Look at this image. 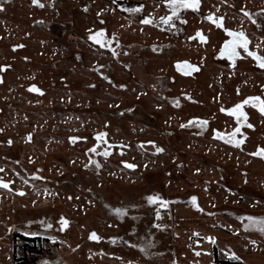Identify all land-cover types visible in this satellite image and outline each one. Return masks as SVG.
Segmentation results:
<instances>
[{
  "label": "rangeland",
  "instance_id": "374dc122",
  "mask_svg": "<svg viewBox=\"0 0 264 264\" xmlns=\"http://www.w3.org/2000/svg\"><path fill=\"white\" fill-rule=\"evenodd\" d=\"M8 1L13 13L0 14V65L7 60L33 75L44 93L22 87L16 97L10 89L17 71L0 85V178L8 184L0 187V264L31 256L37 260L24 264H264V232L245 227L247 217H264V160L250 153L264 148L262 133L238 149L211 132L178 127L190 115L211 118V129L229 127L219 107L236 100L239 82L215 57L224 35L207 17L259 40L264 0H200L196 11L179 12L175 26L160 20L171 15L167 0ZM258 9L262 20L254 26ZM101 29L108 40L133 47L141 60L136 74L113 62L111 79L96 74L94 66L111 60L90 39ZM198 31L208 44L195 41ZM16 36L22 52L13 51ZM152 44L169 48L162 56L139 52ZM181 60L201 68L195 81L175 72ZM142 73L168 76L167 95L181 96L184 108L175 111L142 86ZM98 133L106 134L101 141ZM14 156L19 172L11 168ZM157 194L160 201L149 204ZM56 248L60 255H52Z\"/></svg>",
  "mask_w": 264,
  "mask_h": 264
},
{
  "label": "flooded vegetation",
  "instance_id": "af4514ba",
  "mask_svg": "<svg viewBox=\"0 0 264 264\" xmlns=\"http://www.w3.org/2000/svg\"><path fill=\"white\" fill-rule=\"evenodd\" d=\"M0 4H3V10H0V14H9L10 15L13 13L11 11L13 8V3L11 1L0 0ZM169 9L171 11V8H169ZM184 9L191 10V11L197 10V8L196 9L182 8L179 10V12L181 10H184ZM179 12L177 13L178 16H179ZM171 14H172V12H171ZM262 14L263 13L261 12V9L255 10L253 12V17L251 18V22L254 26H259V20H262L261 19ZM176 21L178 23L179 20L174 17L173 21H172L173 26H175ZM253 21H255V23H253ZM210 22L213 26H215V28L222 31V33L224 35V39L222 40V43L220 44L219 49L215 52V57L222 64L223 67H228L230 70H233L235 72V75H232V76L237 78V80L239 82L238 83L239 85L237 86L236 100L228 99V100L223 102L224 106L219 107L220 113L226 118L225 119L226 120L225 126H229V127H227L226 130H223V131H219V130H217V128L211 129V126L213 124L210 120L211 118H200L199 116H196V115H190V118L186 122L180 124V126H178V127H181L182 130L192 129L194 132H196V134L198 136H203V135L211 132V137L214 138L215 140H217L218 142L224 144L225 146H229L232 148H238V149L247 146V144L250 141L251 134L252 133L254 134L255 132L256 133H262L261 138L264 141V113H261L257 107H253L251 102L249 104L243 106V111L247 113L248 120H247V123H242L239 125L241 131L239 133H237L235 137H231V133L238 126L236 117L233 116L228 111H221V109L227 110V109L233 108L236 104L241 103L243 100H245L248 97L259 96V97H261V99H264V68H261L259 66V62L256 61L253 57L249 56L246 52H244L243 48H240V47L237 48L239 55L236 56L234 59H229L227 55H221V50L224 48L225 41L231 40L233 38L228 35L227 31H225V29H228V28H226L224 22L218 21L219 23L223 24V27L218 26V24L212 23V21H210ZM246 31H247V29L242 28V29H239L237 32H244L245 33V35L249 41V50L250 51L256 52L258 55L264 57V38H260L259 40H254L250 37V35ZM102 39L105 40L106 42H109V41L111 42L110 47H104L110 52L111 60L105 66H102L99 64L94 66V71L96 72V74H98L99 77L106 78L108 76L107 78L111 79L112 74L115 71L114 65L112 64V62L115 63V65L117 64L118 66H121L126 72L128 71L129 73L136 74V70H138V65H141L140 63H138V65H137L136 62H138V61L141 62V60H138L139 59L138 56L133 55V53H132L133 47L131 45L128 47H123L122 44L119 43L116 39L108 40L105 36H103ZM22 40H23V38H21L19 36L15 37L14 43L16 45L13 47V51L15 53L22 52L25 50V48H24L25 44L22 42ZM195 41L201 45H206V44H208L209 40L207 38L205 41H201L200 38L198 36H196V34H195ZM166 47L169 48L167 46V44L166 45L152 44L150 47L145 46V45H141V47L139 48V50H140L139 52H141L143 50L147 51V49H149V51L153 52L154 54H155V52H157L159 54L158 56H162L164 54V49ZM113 50H115L116 55H113ZM26 59H28V58L23 57L22 62H24L25 64H30V60L28 61ZM3 60L4 59H2V58L0 59V61H3ZM185 61H187L188 63L187 64L183 63ZM178 65H179V67H178ZM188 65H194L195 68H190ZM247 66H248V68H250L249 70L244 68ZM14 68H15V65L11 64L7 60H6V63H3L0 65V85L1 86L9 85L10 84V81H9L10 74L16 73V71H17V73L15 75L16 78L14 79L15 81L11 83V89H10L16 97L20 96V92H21L22 87H23L24 91H26L29 94H32L34 96L35 95H43L44 91L39 87V85L36 84V82L34 81L33 75H30L27 72H23L21 74L20 71L14 70ZM174 70L176 73H178L179 75H181L183 77L193 78L192 80H194V81H195V76L201 72V68L196 64L195 61L192 62L191 60L175 61ZM237 71H239L238 74H237ZM139 76H141V77L143 76L142 77L143 79L138 77L139 82L141 83L142 86H144L147 90L154 92L162 100L167 101L175 111L180 112L184 108V106L182 105V99H181L182 97L181 96L170 98V96L167 95V93L171 89L170 86L167 85L168 76H166L164 74H160V73H158V74L142 73V75H139ZM233 80L234 79H232V81ZM225 83L228 84L229 81L226 80ZM33 85H35L36 88L40 89V91L37 92V91L31 90ZM189 94L190 93L187 94L185 92H181V95H183V98L185 100L188 101L191 99L192 101H194L195 99L191 98L189 96ZM210 101H211V103H213V105H216L215 102H213L212 100H210ZM125 107L121 108L120 111L122 112V111L130 109V107L128 108V106H125ZM200 120H206V121H208V123L206 125L201 126L199 124ZM189 121H192V123L190 124ZM249 123L252 124L253 127H251V128L247 127V124H249ZM31 134L32 133H30V136H31ZM230 138L233 139L234 141L237 139H240V140H242V143L239 145H237L235 142L228 143L227 141ZM28 140H31V137ZM98 141H101V139ZM100 144H101V142H97V146H95V149H98ZM259 148H263V147L258 146L256 148V150H253L250 153L253 154ZM254 156L256 158L264 160V157L256 156V155H254ZM14 158H16V157L14 156ZM16 159H17L16 161L14 159L11 162V165H13V167H11V168L13 170H17L19 172L20 167L18 166V164L21 163L19 160V156ZM89 165H91V164H89ZM92 165L90 167H93ZM30 169L32 171V168H30ZM40 169H41V167H38L36 170H40ZM3 170H4V168L0 167V177H1ZM0 180H1V178H0ZM21 236H23V235H21ZM17 237H19V236H17ZM26 238H34V237H26ZM32 257L33 256H31L27 260H25V258H23V259L21 258V260L16 261L15 264H24L26 262L37 260V259H33ZM49 259H50V256H48V260Z\"/></svg>",
  "mask_w": 264,
  "mask_h": 264
},
{
  "label": "snow or ice",
  "instance_id": "6c2138e0",
  "mask_svg": "<svg viewBox=\"0 0 264 264\" xmlns=\"http://www.w3.org/2000/svg\"><path fill=\"white\" fill-rule=\"evenodd\" d=\"M33 3H38V0H33ZM167 3L169 5V7L171 8V15L168 16H164L161 17L160 20L163 22V24H170L173 21V18H179V16L177 15V13L179 12L180 9L182 8H192V9H196L199 7V3L200 0H167ZM42 6V5H41ZM0 10H3V4H0ZM129 12H133V11H139V8L133 9V8H129L126 9ZM207 19H209L210 21H212V23L214 24H218V26L223 27L222 23H219L217 19H215L212 15H209L207 17ZM223 18H219V20H222ZM145 24H151L152 20L145 18V20L143 21ZM253 23H255V21H253ZM225 31H227L228 35L230 37H232L233 39L231 40H226L224 43V48L221 50V55H227L229 59H234L236 56L239 55V52L237 51V48H243L244 52H246L249 56L253 57L256 61L259 62V66L261 68H264V57L258 55L256 52L250 51L249 50V41L248 38L246 37L244 32H233L231 30L225 29ZM104 36V30L101 29L99 32L93 34L90 39L94 40L97 44H100L102 47H110L111 46V42H106L105 40L102 39V37ZM196 36H198L200 38L201 41H205L207 39V37H205L201 32H197ZM113 55H116L115 50H113ZM185 64H187L188 62L185 61L183 62ZM190 68H195L194 65H188ZM179 67V65H178ZM31 90L33 91H37L39 92L40 89L36 88L35 85L32 86ZM252 103L253 107H257L259 109V111L261 113H264V99H261V97L256 96V97H248L245 100H243L241 103L236 104L233 108L231 109H221V111H228L229 113H231L233 116L236 117L237 120V127L234 129V131L231 133V137H235L237 133H239L241 131L239 125L242 123H247L248 120V115L246 112L243 111V106L247 105L249 103ZM242 118V119H241ZM189 123L191 124L192 121H189ZM208 123V121L206 120H200L199 124L201 126L206 125ZM247 127L251 128L253 127L252 124H247ZM105 133H98L97 134V140H100L103 136H105ZM73 140L77 139L76 137L72 138ZM10 142V141H9ZM228 143H233L235 142L237 145L242 143V140L237 139V140H233V139H229L227 141ZM148 143H153L151 141H149ZM91 151H95V148L91 149ZM157 152H162L163 149L157 147L156 148ZM108 151L105 150V152L103 153L104 156H108ZM253 155L256 156H261L264 157V148H259L256 152L253 153ZM126 167L128 168H135L136 165L135 164H131V163H126ZM0 187H4L7 188L8 184L5 183L4 181L0 180ZM21 195H23V193H20ZM147 201L149 204H155L158 201H160V197L159 195H149L147 198ZM196 197L193 196L191 197V200L195 203L196 201ZM162 206L166 205V201L161 202ZM115 212L119 215L123 214V209L117 208L115 209ZM157 217H159V212H157ZM243 219V218H242ZM247 219L250 221V225H245V227H249V226H258L259 230L261 232H264V217L262 218H255V217H247ZM62 223L64 225H67L68 221L62 219ZM50 227V225H49ZM156 227H160V225H156ZM91 238L93 239H99L98 236H96L95 233H92ZM211 239V238H209ZM232 259H239V257H237L235 255V253L232 254Z\"/></svg>",
  "mask_w": 264,
  "mask_h": 264
},
{
  "label": "built area",
  "instance_id": "2783aa9c",
  "mask_svg": "<svg viewBox=\"0 0 264 264\" xmlns=\"http://www.w3.org/2000/svg\"><path fill=\"white\" fill-rule=\"evenodd\" d=\"M62 249V248H61ZM58 248L52 250V255H60L58 252Z\"/></svg>",
  "mask_w": 264,
  "mask_h": 264
},
{
  "label": "trees",
  "instance_id": "16d2710c",
  "mask_svg": "<svg viewBox=\"0 0 264 264\" xmlns=\"http://www.w3.org/2000/svg\"><path fill=\"white\" fill-rule=\"evenodd\" d=\"M27 239H28V240H36V238H27ZM32 258H33V259H37L36 256H35V257L33 256Z\"/></svg>",
  "mask_w": 264,
  "mask_h": 264
}]
</instances>
